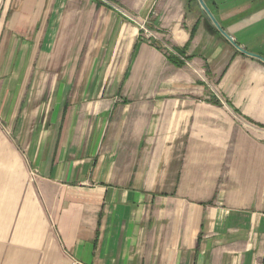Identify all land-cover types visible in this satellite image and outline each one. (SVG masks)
<instances>
[{"label":"crops","instance_id":"0c3cea01","mask_svg":"<svg viewBox=\"0 0 264 264\" xmlns=\"http://www.w3.org/2000/svg\"><path fill=\"white\" fill-rule=\"evenodd\" d=\"M0 264H264V61L198 0H0Z\"/></svg>","mask_w":264,"mask_h":264},{"label":"water","instance_id":"95a60500","mask_svg":"<svg viewBox=\"0 0 264 264\" xmlns=\"http://www.w3.org/2000/svg\"><path fill=\"white\" fill-rule=\"evenodd\" d=\"M200 7L203 9V11L207 14V16L210 18V20L212 21V23L214 24V26L241 52L247 54V55H251L254 56L262 61H264V58L260 55H256V54H252L249 53L247 51H245L244 49H242L241 47H239L232 39L229 35H227L222 29L221 27L218 25V23L216 22V20L212 17L211 13L209 12L208 8L205 6L204 2L202 0H198Z\"/></svg>","mask_w":264,"mask_h":264},{"label":"built area","instance_id":"2783aa9c","mask_svg":"<svg viewBox=\"0 0 264 264\" xmlns=\"http://www.w3.org/2000/svg\"><path fill=\"white\" fill-rule=\"evenodd\" d=\"M141 36L145 39H150L152 37V32L147 27L146 23L140 24Z\"/></svg>","mask_w":264,"mask_h":264},{"label":"trees","instance_id":"16d2710c","mask_svg":"<svg viewBox=\"0 0 264 264\" xmlns=\"http://www.w3.org/2000/svg\"><path fill=\"white\" fill-rule=\"evenodd\" d=\"M176 54H178L177 56L181 57V51L178 48H174L172 49ZM174 54H171V56L169 57L171 61H173L174 63H176L177 65L182 64L181 59L179 57H177Z\"/></svg>","mask_w":264,"mask_h":264}]
</instances>
